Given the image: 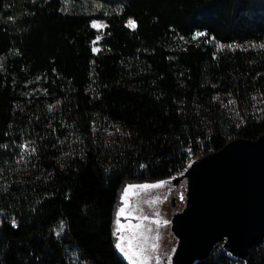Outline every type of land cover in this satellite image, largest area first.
I'll return each mask as SVG.
<instances>
[{
	"label": "trees",
	"instance_id": "16d2710c",
	"mask_svg": "<svg viewBox=\"0 0 264 264\" xmlns=\"http://www.w3.org/2000/svg\"><path fill=\"white\" fill-rule=\"evenodd\" d=\"M262 45L264 0H0V264H130L129 180L264 133ZM260 245L179 264H264Z\"/></svg>",
	"mask_w": 264,
	"mask_h": 264
},
{
	"label": "water",
	"instance_id": "95a60500",
	"mask_svg": "<svg viewBox=\"0 0 264 264\" xmlns=\"http://www.w3.org/2000/svg\"><path fill=\"white\" fill-rule=\"evenodd\" d=\"M188 178V203L175 213L178 236L173 264L204 259L216 242L244 257L264 237V133L238 137L197 158L181 175Z\"/></svg>",
	"mask_w": 264,
	"mask_h": 264
},
{
	"label": "rangeland",
	"instance_id": "374dc122",
	"mask_svg": "<svg viewBox=\"0 0 264 264\" xmlns=\"http://www.w3.org/2000/svg\"><path fill=\"white\" fill-rule=\"evenodd\" d=\"M95 21L103 22L101 19H96ZM114 136L115 134H112L110 139H112ZM182 173L184 172H180L179 174L175 175L177 177ZM161 181L171 182L173 181V178H164L152 181L131 179L123 187V192L120 197V207H125V216H121L120 221L125 227L120 232H116V235L117 241L119 236H123L125 238L123 241H121V246L125 249V252L122 253L124 255L127 253L125 257L128 259L130 264H173V253L167 250L170 249V247L166 236L168 234L173 235L172 229H170L171 232H168V226L170 223L168 211L166 210L168 205L164 206L166 207V209H164L162 208V205L160 207L156 204L150 203L153 197L156 198V195L161 191V187L156 189L130 188L128 189V195H124V189L129 184H153L159 183ZM180 181L183 185L185 183L187 184L188 179L185 177ZM137 209H140L141 211H137ZM128 213H131L132 217H137L135 219H131V224L139 223L141 225L139 229L129 227V220L125 218ZM156 213L159 215H156ZM143 215H148L149 220L144 221L142 219ZM164 221H167V223L165 224ZM117 227L118 225L116 224L115 220V231ZM149 228H151V231L148 230ZM130 240L132 242L131 246H129ZM217 244L218 242H216L214 246ZM153 245H158V248L151 251L150 254H145L143 249H152Z\"/></svg>",
	"mask_w": 264,
	"mask_h": 264
},
{
	"label": "snow or ice",
	"instance_id": "6c2138e0",
	"mask_svg": "<svg viewBox=\"0 0 264 264\" xmlns=\"http://www.w3.org/2000/svg\"><path fill=\"white\" fill-rule=\"evenodd\" d=\"M93 28H97V29H99V28H103V27H105L106 25H104V23L103 22H101V21H93L92 22V25H91ZM127 27H129V28H131V29H135V27H136V21L133 19V18H129L128 19V21H127ZM206 34L204 33V32H196V33H194V35H193V37H192V39L193 40H195L196 38H198V37H203V36H205ZM102 39V36L101 35H97L96 36V38H95V40L93 41V48H92V51H93V53L95 54V53H99L100 51H101V49H99V48H97V47H95V44H96V42L97 41H100ZM218 47H223V45H218ZM229 47H232L231 45H229ZM262 47H264V45H262ZM253 99H255V97H253ZM57 103H59V102H57ZM229 103H233L232 101H230ZM52 107H54L53 105H50L49 106V108L51 109ZM20 148H21V152L23 153V152H25L27 149H28V144H27V142H25L24 144H22L21 146H20ZM31 151L32 152H35V148H32L31 149ZM21 159H23V157H21ZM165 183H167L166 181H161V182H159V183H153V184H148V183H146V184H140V185H132V184H129V185H127L126 187H125V189H124V195L125 196H127L128 195V189H130V188H141V189H156V188H160V187H162ZM145 202H149V201H145ZM150 203H152V204H155L156 203V200H151L150 201ZM137 211H141L140 209H137ZM156 215H159L158 213H156ZM121 216H125V207H120L119 209H118V212H117V219H116V224L118 225V227H117V229H116V232H120L125 226L124 225H122L121 224V221H120V217ZM126 219H128L129 220V227H131V228H135V229H139L140 227H141V225L139 224V223H137V224H131V219H135V218H137V217H132V214L131 213H128V215L125 217ZM142 219L144 220V221H147V220H149V216L148 215H143L142 216ZM164 223L166 224L167 223V221H164ZM12 225H13V227H16L17 226V224H16V221L13 219L12 220ZM149 231H151V228H149L148 229ZM116 232H114V235H116ZM125 238L123 237V236H119L118 237V241H117V243H116V248L118 249V250H120L121 252H125V249L121 246V241H123ZM131 240L129 241V246H131ZM138 246V245H137ZM158 248V245H153L152 246V249H143V251H144V253L145 254H150L151 253V251H153V250H156ZM127 253H125V255H126Z\"/></svg>",
	"mask_w": 264,
	"mask_h": 264
},
{
	"label": "flooded vegetation",
	"instance_id": "af4514ba",
	"mask_svg": "<svg viewBox=\"0 0 264 264\" xmlns=\"http://www.w3.org/2000/svg\"><path fill=\"white\" fill-rule=\"evenodd\" d=\"M188 179V178H187ZM188 182L187 184H181V181L178 183H175L173 181H169L166 184H164L161 187V191L156 195V198L153 197L152 200H156V205L160 206L162 205V208L166 209L168 211V218H169V226H168V232H171V224H172V219L174 218V215L178 211H182L186 208L187 203H188ZM161 200V201H159ZM161 202V203H159ZM167 203V204H165ZM160 204V205H159ZM173 231V230H172ZM167 242L169 244L170 249L169 250L171 253L174 252L176 248V244L178 242V236L174 233L168 234L167 236Z\"/></svg>",
	"mask_w": 264,
	"mask_h": 264
},
{
	"label": "built area",
	"instance_id": "2783aa9c",
	"mask_svg": "<svg viewBox=\"0 0 264 264\" xmlns=\"http://www.w3.org/2000/svg\"><path fill=\"white\" fill-rule=\"evenodd\" d=\"M203 152L204 150L202 149L189 150L187 157L176 168H182V172L186 171L197 158L203 155ZM173 174L175 175V169L173 170ZM260 246L264 249V237L262 238V245ZM215 247L218 250L225 248L224 242H219Z\"/></svg>",
	"mask_w": 264,
	"mask_h": 264
},
{
	"label": "bare ground",
	"instance_id": "6f19581e",
	"mask_svg": "<svg viewBox=\"0 0 264 264\" xmlns=\"http://www.w3.org/2000/svg\"><path fill=\"white\" fill-rule=\"evenodd\" d=\"M203 154H204V152H203ZM180 172H182V168H177V170L175 171V174H179ZM185 172V171H184ZM224 239H222V240H219L218 241V243L219 242H222ZM224 242V245H225V241H223ZM259 242H262V240L261 241H259ZM258 242V243H259ZM214 247V246H213ZM226 248V247H225ZM213 249V248H212ZM227 249V248H226ZM212 251V250H211Z\"/></svg>",
	"mask_w": 264,
	"mask_h": 264
}]
</instances>
